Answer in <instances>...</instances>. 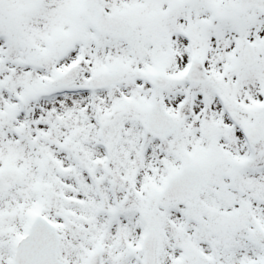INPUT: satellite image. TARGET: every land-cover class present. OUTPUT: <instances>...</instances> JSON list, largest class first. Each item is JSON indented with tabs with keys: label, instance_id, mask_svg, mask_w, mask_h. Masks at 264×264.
I'll list each match as a JSON object with an SVG mask.
<instances>
[{
	"label": "snow or ice",
	"instance_id": "obj_1",
	"mask_svg": "<svg viewBox=\"0 0 264 264\" xmlns=\"http://www.w3.org/2000/svg\"><path fill=\"white\" fill-rule=\"evenodd\" d=\"M0 264H264V0H0Z\"/></svg>",
	"mask_w": 264,
	"mask_h": 264
}]
</instances>
